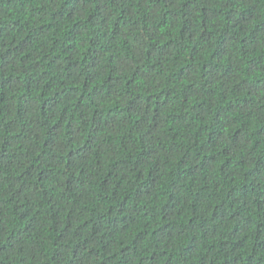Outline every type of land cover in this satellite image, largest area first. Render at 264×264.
Here are the masks:
<instances>
[{"label": "trees", "instance_id": "1", "mask_svg": "<svg viewBox=\"0 0 264 264\" xmlns=\"http://www.w3.org/2000/svg\"><path fill=\"white\" fill-rule=\"evenodd\" d=\"M0 264H264V0H0Z\"/></svg>", "mask_w": 264, "mask_h": 264}]
</instances>
